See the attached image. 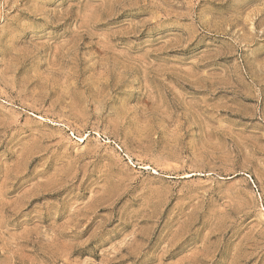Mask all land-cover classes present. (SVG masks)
<instances>
[{
	"label": "rangeland",
	"instance_id": "rangeland-1",
	"mask_svg": "<svg viewBox=\"0 0 264 264\" xmlns=\"http://www.w3.org/2000/svg\"><path fill=\"white\" fill-rule=\"evenodd\" d=\"M0 264H264V0H0Z\"/></svg>",
	"mask_w": 264,
	"mask_h": 264
}]
</instances>
